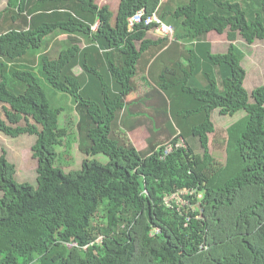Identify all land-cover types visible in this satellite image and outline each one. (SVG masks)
I'll use <instances>...</instances> for the list:
<instances>
[{"label": "trees", "instance_id": "trees-1", "mask_svg": "<svg viewBox=\"0 0 264 264\" xmlns=\"http://www.w3.org/2000/svg\"><path fill=\"white\" fill-rule=\"evenodd\" d=\"M170 4L120 0L114 20L97 0H8L0 10V132L36 136L37 159L34 186L18 182L14 163L0 155V264H264V83L249 95L236 42L264 40V0H188L168 10ZM140 10L144 19L156 12L172 25L171 44L147 36L155 22L130 28ZM212 31L226 34L227 51H212ZM61 35L50 57L45 40ZM178 41L194 45L176 47ZM156 46L161 51L151 52ZM151 54L153 66L161 59L163 66L144 77L147 85L187 109L181 133L172 126L167 141L195 136L203 153L187 143L169 154L165 142L139 150L131 140L141 121L127 122L137 103L128 97ZM38 66L55 92L75 101L76 137L68 123L60 125L63 108L52 105ZM196 72L205 85L189 84ZM217 109L245 111L227 128L224 162L209 148ZM75 139L86 157L81 169L66 172L56 147L70 155ZM100 154L109 161L94 158ZM180 190L188 191L183 203L168 206L164 197ZM153 228L160 233L151 235Z\"/></svg>", "mask_w": 264, "mask_h": 264}, {"label": "rangeland", "instance_id": "rangeland-1", "mask_svg": "<svg viewBox=\"0 0 264 264\" xmlns=\"http://www.w3.org/2000/svg\"><path fill=\"white\" fill-rule=\"evenodd\" d=\"M8 0H0V10L4 9L7 6ZM100 4H108L110 6L111 11L113 12V20L116 16L119 8L120 0H97ZM171 2L168 5V10H174L178 5L186 3L188 0H169ZM168 22H170V15L166 18ZM115 21H113L114 23ZM176 31V30H175ZM176 34V32H175ZM217 35V37L215 36ZM149 38L156 39L158 36L156 33L149 32L147 34ZM66 36L61 35L58 37L49 36L46 38L47 47L46 51L50 57H55L56 48L61 39H64ZM175 37V36H174ZM214 43V51L216 52H224L226 51L229 41L226 39V34H218L215 31L210 34L209 37ZM241 39V38H240ZM172 41V40H170ZM170 41H167L166 44H171ZM175 42V41H174ZM176 47H184L186 45H194L190 42L174 43ZM237 45L244 51L247 55L243 59V64L246 69L247 77L244 84L245 89L249 93H252L254 88L262 85L264 83V40H261L255 43L253 46L246 45L242 42H237ZM138 48H140V43L137 42ZM157 50V52L161 51L160 46H156L151 48L150 51ZM150 52V53H151ZM155 52V51H154ZM147 54V53H146ZM153 55V54H152ZM149 55H146V57ZM37 58L32 61L35 62ZM183 63L187 64V60L182 57ZM163 60H159L155 66H148L146 70V66L148 63H144L140 66L138 75H136L134 84L136 86V91L134 95H130L128 99H134L137 103L130 106L131 114H126L127 122L130 123L134 119L141 121V123L130 132V138L138 149L147 148L148 145H154L155 140H159L160 143L163 141H167L169 138L167 135L171 134L172 126L176 130V134H180L181 130L178 126L179 118L181 117V112L187 111V109L172 107L170 103V99L166 92L162 90H154L148 88V91L142 90L141 87L145 88L144 81H147L149 77V73H156L163 66ZM40 66L36 67V73L41 80V85L44 88L47 96L50 98L52 105L54 107H62V112L60 114V125L63 127L68 123V128L71 136H77L76 130V122L78 121V110L75 108V101L72 97H67L65 93H57L52 88V86L45 80L42 74L39 72ZM75 73H80L81 68L79 66L75 67ZM142 73V75H141ZM202 73H195L194 76L190 79L189 84L194 87H199L201 84L205 85L200 77ZM216 80L218 82L219 91H223L221 86V81H223V77L220 76L217 71L215 74ZM144 80V81H140ZM140 81V82H139ZM141 83V84H140ZM148 83H150L148 81ZM147 84V83H146ZM60 92V91H58ZM133 94V93H132ZM164 96L167 98V101L164 100ZM142 111L145 112L141 117L136 116V113ZM3 106L0 104V117L3 116ZM245 115V111H238L233 116L230 115H222L219 113L218 109L214 110L211 114L212 121L215 125L216 131L210 134V151L214 155V157L219 158L221 161H225L226 158V142L224 141L227 136V128ZM178 123V124H177ZM24 124V122L22 123ZM176 135V136H177ZM178 143L188 144L192 146L196 153H203L204 149L201 146L200 139L195 136H189L187 140L185 138L179 137ZM186 140V142H185ZM36 141V136L32 135H21L17 138H11L4 133L0 132V155L5 152L7 158L10 162L14 163L16 167L15 177L16 180L20 183L29 182L34 186H37V159L33 156L32 146ZM171 141H167L169 143ZM73 148L71 150V154L67 155L64 153L65 146H57L56 150L60 154V159L57 162V165H61L62 168L66 172L71 170H79L82 167V161L86 157L85 153H83L79 148V143L75 139L72 144ZM94 158L100 160L101 162H108L109 159L107 156L100 154L94 156ZM62 161V162H61ZM2 192L0 191V195ZM202 194H198V198H201ZM169 199V197H168ZM99 218H95V221H98V224L104 223L105 219L102 216V213H98Z\"/></svg>", "mask_w": 264, "mask_h": 264}, {"label": "built area", "instance_id": "built-area-1", "mask_svg": "<svg viewBox=\"0 0 264 264\" xmlns=\"http://www.w3.org/2000/svg\"><path fill=\"white\" fill-rule=\"evenodd\" d=\"M142 21H144L145 24H147V25L152 23L153 21H156L158 23L160 22V20L158 18H156V16H154V18L149 16V17L144 19V12L139 11L136 14H134L131 18H129V26L132 29L135 26V24L140 23ZM162 29L167 31V32L172 31L171 26L166 27L163 25ZM184 145L185 144L181 145L180 143H176L175 145H173L172 142H169L166 145L165 154H169L170 152H172L174 149V146L180 147V146H184ZM190 193H194V191H190ZM186 194H188V191L186 192V191L180 190V191L173 193L172 195L166 196L164 199L168 205H171L172 201H176L179 204L180 202L183 203V198L185 197ZM168 197H169V199H168ZM156 231H158V229H156Z\"/></svg>", "mask_w": 264, "mask_h": 264}, {"label": "clouds", "instance_id": "clouds-1", "mask_svg": "<svg viewBox=\"0 0 264 264\" xmlns=\"http://www.w3.org/2000/svg\"><path fill=\"white\" fill-rule=\"evenodd\" d=\"M140 11H142V12H144L143 10H140ZM139 12V11H138ZM137 13V12H136ZM135 13V14H136ZM144 15H145V13H144ZM154 16H156V18H158L159 20H160V22L158 23V22H156V21H153L152 23H156V25H154V26H151V27H149L148 29H147V34L149 33V32H152V33H156V35L159 37V38H167V40L168 41H170V40H174V36H175V29L172 27V25H169V24H167L166 22H164V21H162L161 20V18L156 14V13H154L153 15H150V17H153L154 18ZM147 17H149V16H147ZM131 18V17H130ZM141 23V22H140ZM152 23H150V24H148V25H151ZM145 25H147V24H145ZM147 25V26H148ZM163 25L164 26H171L172 27V31H170V32H167V31H165V30H163L162 29V27H163ZM171 42V41H170ZM150 66V65H149ZM145 114V112L143 113L142 111H139V112H137L136 113V115L138 116V117H141L142 115H144ZM137 121H140V119L139 120H137ZM135 129V128H134ZM131 132V131H130ZM130 132H129V135H130ZM131 136V135H130ZM155 144V143H154ZM163 143H159V144H156L158 147L159 146H161ZM163 145H165V148H166V145H167V141H165V143L163 144ZM157 147V148H158ZM156 148V149H157ZM145 149V148H144ZM144 149H139V150H144ZM165 198V197H164ZM164 201H165V199H164ZM166 203V202H165ZM167 204V203H166ZM168 205V204H167ZM168 206H172V203H171V205H168ZM156 229H158V231H156ZM158 233H160V229L159 228H153L152 230H151V232H150V234L151 235H155V234H158ZM102 238V236H99V238H98V240H100ZM68 245L69 246H72V245H74V246H77V243H68Z\"/></svg>", "mask_w": 264, "mask_h": 264}, {"label": "crops", "instance_id": "crops-1", "mask_svg": "<svg viewBox=\"0 0 264 264\" xmlns=\"http://www.w3.org/2000/svg\"><path fill=\"white\" fill-rule=\"evenodd\" d=\"M169 0H161V5H164V4H169V2H168ZM168 2V3H167ZM119 3H120V1H119ZM104 4V3H103ZM156 13V12H155ZM157 14V13H156ZM158 15V14H157ZM214 31H212V32H209L208 33V35H207V38H208V40L210 41V43H211V48H212V51L213 52H216V51H214V43H213V41L209 38L210 37V34L211 33H213ZM217 33V32H216ZM216 37H217V35H215ZM159 38V37H158ZM227 39V38H226ZM259 41H261V40H257V41H255L253 44H248V43H246L242 38L240 39H238L236 42H242V43H244V44H246V45H254L255 43H257V42H259ZM228 48V47H227ZM226 51H227V49H226ZM225 52V51H224ZM149 54V53H148ZM247 55L245 54V57H246ZM244 57V58H245ZM243 58V59H244ZM185 59V58H184ZM155 61V57H154V55H150V56H148V58L144 61V63H148L147 64V66H146V70H148L147 69V67L149 66V65H152V63ZM243 61V60H242ZM242 65L244 66V64H243V62H242ZM248 74V73H247ZM141 75H142V73H141ZM246 77H247V75H246ZM140 81H144V80H140ZM139 81V82H140ZM151 82H152V84L153 85H156L155 84V82L154 81H152V80H150ZM245 81H246V79H245ZM141 84V83H140ZM144 84H145V88H143V87H141V89L142 90H145V91H148L149 89L148 88H150L147 84H146V81H144ZM255 89V88H254ZM163 142H165V141H163ZM163 142H161V143H163ZM155 144H159L160 143V141L159 140H155V142H154ZM2 196V194L0 195V197Z\"/></svg>", "mask_w": 264, "mask_h": 264}]
</instances>
